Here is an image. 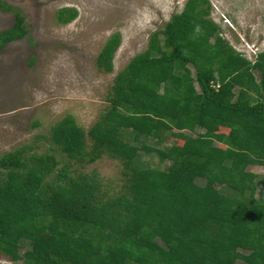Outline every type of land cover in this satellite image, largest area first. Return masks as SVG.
I'll use <instances>...</instances> for the list:
<instances>
[{"label":"trees","instance_id":"16d2710c","mask_svg":"<svg viewBox=\"0 0 264 264\" xmlns=\"http://www.w3.org/2000/svg\"><path fill=\"white\" fill-rule=\"evenodd\" d=\"M208 11V0H183L113 74L107 104L85 131L69 114L48 130L67 158L120 160L121 193L98 200L94 175L55 169L51 152L0 153L1 255L21 264H264V174L246 169L264 167V50L246 59ZM74 15L54 13L62 23ZM25 31L14 12L0 47ZM118 42L117 31L105 38L98 69L110 71ZM167 135L180 142L162 147L165 168L139 160L138 138L154 145Z\"/></svg>","mask_w":264,"mask_h":264},{"label":"rangeland","instance_id":"374dc122","mask_svg":"<svg viewBox=\"0 0 264 264\" xmlns=\"http://www.w3.org/2000/svg\"><path fill=\"white\" fill-rule=\"evenodd\" d=\"M0 2L9 5V8L0 6V30L11 24L14 12L21 15L26 26L20 38L0 47V153L17 147H22L25 154L51 152L55 169L62 168L68 175H94L98 200L121 193L127 180L120 160L104 153L92 161L86 160V154L80 160L67 158L48 141V130L62 115L69 114L85 131L107 104L105 96L113 74L130 57L144 50L149 32L160 28L172 12L180 9L183 0ZM208 3V16L218 26V34L234 50L250 59L253 53L264 50V0H208ZM60 7L73 8L74 17L58 22L54 13ZM113 31L119 33V42L112 53L110 71H102L94 64L95 53ZM186 66L193 74L191 65ZM252 73L257 79V71ZM180 132L191 134L186 130ZM137 140L139 160L156 168L168 164L162 147L180 142L168 135L154 145L152 138ZM84 141L88 150L87 136ZM159 155L163 157L158 161ZM246 169L264 174L260 165L248 164ZM197 182L203 184L204 180L197 178ZM26 247L27 241L21 239L18 252ZM0 264L21 262L0 254ZM233 264L244 263L235 258Z\"/></svg>","mask_w":264,"mask_h":264},{"label":"built area","instance_id":"2783aa9c","mask_svg":"<svg viewBox=\"0 0 264 264\" xmlns=\"http://www.w3.org/2000/svg\"><path fill=\"white\" fill-rule=\"evenodd\" d=\"M253 56H254V53H253ZM246 58V57H245ZM253 58V57H252ZM252 58L250 59V58H246V59H248V60H252ZM210 85L212 86V87H215L216 86V83H210Z\"/></svg>","mask_w":264,"mask_h":264}]
</instances>
